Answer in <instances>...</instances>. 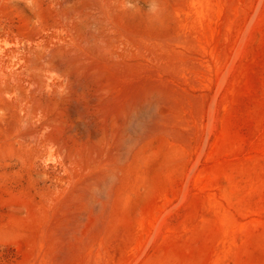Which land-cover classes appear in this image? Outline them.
Listing matches in <instances>:
<instances>
[{
	"label": "rangeland",
	"instance_id": "374dc122",
	"mask_svg": "<svg viewBox=\"0 0 264 264\" xmlns=\"http://www.w3.org/2000/svg\"><path fill=\"white\" fill-rule=\"evenodd\" d=\"M0 264H264V0H0Z\"/></svg>",
	"mask_w": 264,
	"mask_h": 264
}]
</instances>
